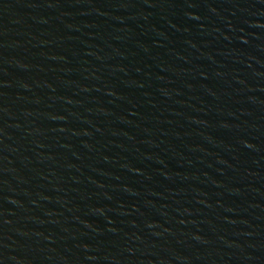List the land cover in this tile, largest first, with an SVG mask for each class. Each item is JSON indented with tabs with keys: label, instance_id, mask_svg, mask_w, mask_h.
<instances>
[{
	"label": "water",
	"instance_id": "95a60500",
	"mask_svg": "<svg viewBox=\"0 0 264 264\" xmlns=\"http://www.w3.org/2000/svg\"><path fill=\"white\" fill-rule=\"evenodd\" d=\"M0 264H264V0H0Z\"/></svg>",
	"mask_w": 264,
	"mask_h": 264
}]
</instances>
